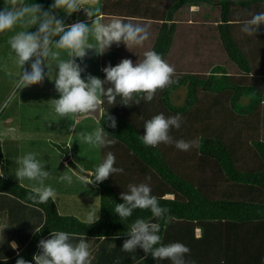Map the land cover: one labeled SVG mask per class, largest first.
Returning a JSON list of instances; mask_svg holds the SVG:
<instances>
[{"label": "trees", "instance_id": "trees-1", "mask_svg": "<svg viewBox=\"0 0 264 264\" xmlns=\"http://www.w3.org/2000/svg\"><path fill=\"white\" fill-rule=\"evenodd\" d=\"M25 3L48 11L54 0ZM100 4L102 23L119 18L147 25L150 32L143 46L129 50L124 43H113L99 53L101 80L109 64L131 59L135 66L145 51L154 50L175 68L173 78L179 82L158 90L150 102L140 98L143 94L136 95L130 106L121 104L119 96L115 104L102 97L104 111L96 118L97 127L103 126L116 143L98 148L97 162L101 164L112 152L114 167L124 171L95 183L99 219L92 225L74 214L61 213L52 199L43 204L28 201L31 188L3 173L10 155L0 143L4 175L0 176V193L44 212L42 224L27 243L14 255L0 258V264H16L20 257L35 264L39 241L55 231L128 236L137 218L153 219L150 209H136L124 221L114 212L115 204L123 203L121 193L129 190L128 185L140 183H148L159 205L170 210V222H155L161 226L158 234L163 244L180 242L190 249L184 257L187 264H264V24L251 36L241 32L243 21L264 12V0H100ZM4 6L5 0H0V10ZM52 14L60 19L65 12L53 10ZM11 34L12 30L5 37L10 39ZM183 85L187 91L177 103L171 90ZM136 100L140 103L135 104ZM160 113L182 117L181 127L170 129L173 140H198L199 146L182 151L174 144L144 145L145 122ZM107 116L115 117V128L109 127ZM85 120L75 124L65 148L58 146L78 172L84 170L71 158L68 147L75 135L77 150L84 146H80L79 133L91 132ZM84 147L91 151L88 144ZM129 264L172 262L156 260L149 253Z\"/></svg>", "mask_w": 264, "mask_h": 264}, {"label": "clouds", "instance_id": "clouds-1", "mask_svg": "<svg viewBox=\"0 0 264 264\" xmlns=\"http://www.w3.org/2000/svg\"><path fill=\"white\" fill-rule=\"evenodd\" d=\"M80 9H84L86 15L92 18L90 23L77 21L68 25L52 14L53 10H63L72 17ZM101 17L100 0H54L48 11H42L41 5L36 3L26 4L25 0H5V6L0 10V33L11 31L19 25L22 30L15 32L8 44L17 56L21 68L35 57L30 65L31 71L24 69L14 81L15 89L20 90L41 83L46 75L50 76V66H54L58 69L54 79L59 98L52 99L51 104L59 117L70 118L84 114L93 115L98 108L100 112L104 102L102 97L106 98L109 104H115L119 96L121 104L130 106L136 95L143 94L140 98L150 102L158 90L179 82L178 77L173 78L175 68L154 50L145 51L143 59L137 61L135 66L131 59H123L116 66L109 64L103 69L104 80L91 74L82 79L81 73L85 69L76 62V58L82 61L89 49L103 53L113 43H124L130 50L134 46H143L150 36L147 25L124 22L119 18L102 23ZM261 24H264V12L243 21L241 32L251 36L256 34ZM33 25H38V30L30 33L28 29ZM54 37H59V40L56 41ZM90 38L94 39L95 43L90 42ZM62 52L66 53L67 59L61 58ZM42 65L48 68V73H45ZM139 103L140 100L135 101V104ZM7 106L8 102L5 101L3 107ZM107 120L110 122L109 127L117 126L115 117L107 116ZM182 122L180 114L169 117H165L163 113L155 115L145 122L143 144L152 147L160 143L174 144L182 151L198 147V140H173L169 135L170 129H179ZM108 134L103 126H98L91 132H80L79 137L81 142L90 147L100 148L116 143L114 139L108 138ZM17 164L19 167L14 175L19 182L25 179L34 182L26 196L28 201L43 204L50 199L56 200L55 189L45 184L50 172L44 170V164L37 159V153L24 154L18 158ZM114 164L115 156L108 152L103 162L96 167L94 180L90 177L89 183L103 182L110 174L123 173V168L114 167ZM0 176H4L2 171ZM58 179L69 185L73 182V177L66 173ZM147 179L150 181L151 177ZM128 189L127 192L121 193L123 203L115 204L114 208V212L122 221L130 218L136 209H150L153 217L164 219L165 223L171 221L172 217L168 215L170 210L159 205L157 197L151 194L148 183L129 184ZM98 211L92 210L87 214L89 225L98 221ZM39 231L40 229L37 230ZM160 231L159 223L137 218L128 229L127 235L130 238L124 241L122 251L132 252L139 247L156 260L167 259L172 264H187L184 257L190 253V249L180 242L163 244L162 237L158 234ZM71 238L72 234L68 232H51L49 239L39 241L41 252L33 257L35 264H91V253L85 239L81 238L78 243H72ZM118 238L119 235L113 237ZM11 247L17 249L18 246L13 242ZM16 264L29 262L20 257Z\"/></svg>", "mask_w": 264, "mask_h": 264}, {"label": "rangeland", "instance_id": "rangeland-1", "mask_svg": "<svg viewBox=\"0 0 264 264\" xmlns=\"http://www.w3.org/2000/svg\"><path fill=\"white\" fill-rule=\"evenodd\" d=\"M42 11H46V10L42 8ZM84 11H85L84 9H80L78 13H84ZM57 15H59V13ZM65 18L66 20H64ZM70 19H71V15L67 13H65L60 18V20H62L64 24H66L67 21L69 22ZM85 22L90 23L91 21L90 22L85 21ZM20 30L22 29L19 26V28L17 29L14 28L12 31L15 34V32L20 31ZM37 30H38V25H33L28 29L30 33H34ZM7 34H8V31L4 33H0V120L2 124L3 123L6 124L10 120L12 122V125H13V122H17V125H13V128L10 130H6L5 131L6 138L1 139L2 140L1 143L5 146V149H4L5 153L7 151L10 155L9 157H7L6 166L8 168L12 167L13 169L15 168V170H17V166L15 163V156L19 154V150H17V152L15 151H16V146L19 147L20 146L19 144L21 143L22 156L24 153H26L27 151L26 148H29L28 149L29 152L37 153V159L40 160L38 157H41L45 161L44 162L43 160H40L42 163H44L45 171H49L50 175L53 178L58 179L60 176V173L62 172V170H60V166L64 167V166L69 165L67 169L70 172H71V167H72L69 161L66 160L65 154H63V152L60 151L59 148H57L58 146H61V148L66 147V142H65L66 137H64V135L60 136V134H57V137L59 135V139H61V140H57L56 139L57 137L55 135L56 130L48 129L47 127H44L42 125L43 124L42 119H43V116L45 115V111H43L44 103L41 104V101H38L39 100L38 98L41 97L43 94L42 92H47L49 91V89L56 90L54 78H55L56 73H58V69L55 68L54 66H50V76L46 75L44 80L41 83L30 85L20 90L15 89L14 81L19 78L21 72H23L24 69H27L29 72L31 71L30 65L34 61L35 57L30 59L28 62H26L25 65L21 68L18 63V58L15 55L14 51L10 48V45L8 44V42L7 44L3 43L5 39H9L5 37ZM54 39L58 41L59 37H54ZM90 42L95 43L94 39L92 38H90ZM61 58L62 59L68 58L65 52H62ZM97 59H98L97 52L95 51V49H89L87 51V55L83 58L82 61L80 58H76V62L79 63L82 68L85 69V71L81 73V77L86 79V77L89 74H91L90 73L92 70L91 67L94 66V62L96 63ZM42 66L44 67L45 73H48L49 71L48 68L45 65H42ZM186 91H187V86H184V85L178 88L172 89L171 97L173 98L175 102L179 103L183 100ZM32 95L33 97H31ZM52 96L53 94L50 96V98ZM176 96H179V97L181 96V98L179 99V97L177 98ZM5 101L8 102V106L3 110L4 108L3 104L5 103ZM50 108L53 110L52 106H50ZM103 111L104 110L101 108L100 113H102ZM81 116L82 115H77L75 119H77V121H80ZM51 117L54 118L53 119L54 121H55V118L62 119L58 115H56V117L51 115ZM93 119L89 118L84 121L88 129H90L91 131H93L97 127L96 121H98V119H96V117H94ZM54 124L55 123L52 122V124H50L49 126H53ZM27 129L30 132H32L34 136L37 137L36 138L37 144L36 143L34 144L33 141H27L28 134H26V136L24 137L20 136ZM76 138H77V135L73 137L72 143L69 144V147H68L69 154L70 152H72L73 154L78 153V151L76 152V148H77ZM55 149H58L57 153L55 152ZM89 155H91L95 161H98L99 159L98 148L91 147V151ZM3 173H6V171H3ZM79 177H82V176L79 175L78 178L74 179V183L64 186L66 187V189L64 188L61 190L56 187L57 188V198L63 195L66 196L65 193L68 192L69 194L68 199L72 203L76 204L74 208V214L76 216L79 211L83 210L81 208L79 209V207L86 206L85 201H86V196H87L82 191L84 190L85 186L81 185V182H79ZM65 196L62 198L61 201L58 200L60 202L61 208H62V203L64 201ZM98 204L94 206L96 210H99ZM156 220L157 218L153 217V221L155 222ZM197 233H199L198 230H197ZM126 239L128 238L119 237L118 239H112L115 242L114 252L116 251L115 253L116 257H118L119 253H121L118 250H122V245ZM85 241H88L87 238L85 239ZM99 264H102V263L99 262Z\"/></svg>", "mask_w": 264, "mask_h": 264}, {"label": "crops", "instance_id": "crops-1", "mask_svg": "<svg viewBox=\"0 0 264 264\" xmlns=\"http://www.w3.org/2000/svg\"><path fill=\"white\" fill-rule=\"evenodd\" d=\"M196 8H197L196 6H192V9H196ZM91 19L92 18H89L84 11V13H78L77 15L73 14L69 22L67 21L66 24L70 25L77 21L90 22ZM97 58L98 59L96 63L94 62V66L91 67L92 70L90 73L91 75L97 78H100L101 63H100L99 53H97ZM81 78L85 79L83 77ZM42 93H43L42 96L38 98L39 99L38 101H41V104L44 103L43 111H45V115L43 116V119H42V123H43L42 125L44 127H47L48 129H55L56 137H57V134H60V136L64 135V137H66L65 142L67 144L69 138L74 134L75 124L79 123V121L75 119L76 116L70 117V118L65 117L62 119L55 118V121H54L53 120L54 118L51 117V115L56 117L57 114L54 112V109L52 110L50 108V106H52L51 100L58 99L59 93L55 89L54 90L49 89V91L42 92ZM52 94L53 96L50 98ZM31 97H33V95ZM89 116L91 115H88V114L82 115L80 121L91 118ZM52 122L55 124L53 126H49L50 124H52ZM13 125H17V122H13ZM13 125L10 120L6 124L4 123L2 124L0 120V143L2 142L1 140L2 138H6L5 131L12 129ZM70 126L72 127V131H70ZM26 134H28L27 141H33L34 144L35 143L37 144V139H36L37 137L34 136L32 132H30L28 129L24 133H22V135L20 136L24 137L26 136ZM56 139L61 140L59 139V135ZM83 144L85 146V143H81L80 146H82ZM19 145H20L18 149L19 154L15 156V163H16L17 168L19 167L17 164V160L18 158L22 157L21 143ZM84 146H82L81 150H77L78 148H76V152L78 151V155L71 153V158H74L75 162L81 166L84 172H78L73 167H71V172H70L67 169L69 165L64 166V167L60 166V170H62V172L60 173V176L65 173L68 175H71L73 177L72 183H74V179L78 178L79 175L82 176V177H79V182H81L82 186L83 185L85 186L84 190L82 191L84 192L85 195H87L86 201H85L86 206L79 207V209L81 208L83 210L79 211L77 216L83 220H87V214L92 210H96L94 206L98 204V199H99V189L98 188L99 187L95 183H89V178L92 172L93 173L95 172L96 166L97 165L99 166V164L97 161H95L92 158L91 155H89L90 151L87 150V147L85 148ZM28 149L29 148H26L27 150L26 153L29 152ZM55 152L57 153L58 149H55ZM38 158L44 161V159H42L41 157H38ZM1 170L2 168H1V163H0V171ZM44 170H45V167H44ZM5 171L10 176H12L17 181H19L18 178H16L14 175L16 172L15 168L14 169L12 167L8 168L6 166ZM20 183L31 188L34 182L25 179L24 181ZM45 184L53 187L56 193H57V188L62 190L64 188L66 189V187L64 186L69 185L66 182H60L59 179L53 178L51 175L45 181ZM65 194L66 196L63 195V196L56 198L55 203L57 204V207L61 213L74 214V208L76 204L72 203L68 199L69 198L68 192H66ZM64 196L65 198H64V201L62 203V208H61L59 201H61ZM168 196H171V195L169 194ZM43 220H44V212L41 208L35 205L22 202L20 199L16 198L15 196L11 194L1 192L0 193V258H6V257L12 256L15 253H17L27 243L32 233L42 224ZM148 221L152 223L156 222V221L154 222L153 219L152 220L150 219ZM50 235L51 233L47 234L45 237H43V239L45 240L49 239ZM113 237H110V236L92 237V236L72 234L71 242L78 243L81 238H84V239L87 238L88 241H86V243H88L89 250L91 253V264H99V262H101L102 264H105L107 261H109V264H129V263L136 261L137 259H139L145 254L141 248L137 247V249L133 250L132 252H125L122 250H118L121 253H119L118 257H116L115 256L116 251L114 252L115 242L112 240ZM119 237H125L128 239L130 238L129 236H119ZM13 242H15V244L18 246L17 249H13L11 247V244ZM40 252L41 250L38 247L36 251V255L40 254ZM114 260L117 262H115Z\"/></svg>", "mask_w": 264, "mask_h": 264}, {"label": "water", "instance_id": "water-1", "mask_svg": "<svg viewBox=\"0 0 264 264\" xmlns=\"http://www.w3.org/2000/svg\"><path fill=\"white\" fill-rule=\"evenodd\" d=\"M93 116L96 117V118H99L100 117L99 108L96 110L95 113H93Z\"/></svg>", "mask_w": 264, "mask_h": 264}, {"label": "built area", "instance_id": "built-area-1", "mask_svg": "<svg viewBox=\"0 0 264 264\" xmlns=\"http://www.w3.org/2000/svg\"><path fill=\"white\" fill-rule=\"evenodd\" d=\"M75 14H77V12H75Z\"/></svg>", "mask_w": 264, "mask_h": 264}]
</instances>
